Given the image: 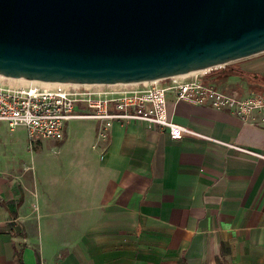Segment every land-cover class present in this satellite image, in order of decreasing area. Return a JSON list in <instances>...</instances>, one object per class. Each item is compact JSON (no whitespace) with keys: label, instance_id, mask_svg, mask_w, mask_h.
<instances>
[{"label":"crops","instance_id":"1","mask_svg":"<svg viewBox=\"0 0 264 264\" xmlns=\"http://www.w3.org/2000/svg\"><path fill=\"white\" fill-rule=\"evenodd\" d=\"M254 55L263 88L264 52ZM166 108L209 139L112 122L104 136L86 131L75 174L0 169V264H264V158L226 146L264 156V111L242 120L172 96ZM78 121L98 129L69 120L63 135ZM7 149L0 165L19 157Z\"/></svg>","mask_w":264,"mask_h":264},{"label":"water","instance_id":"2","mask_svg":"<svg viewBox=\"0 0 264 264\" xmlns=\"http://www.w3.org/2000/svg\"><path fill=\"white\" fill-rule=\"evenodd\" d=\"M264 52V0H0V76L128 84Z\"/></svg>","mask_w":264,"mask_h":264},{"label":"built area","instance_id":"3","mask_svg":"<svg viewBox=\"0 0 264 264\" xmlns=\"http://www.w3.org/2000/svg\"><path fill=\"white\" fill-rule=\"evenodd\" d=\"M217 67L220 66L128 83L119 85L118 89L63 82L50 85L0 82V122L9 130L23 127L30 145L42 139L61 140L64 123L69 120L95 121L101 136L112 122L139 121L147 127L164 130L171 139H179L183 134L209 139L171 119L166 108L168 96L192 105L223 109L242 120L249 118L253 111H264V90L235 95L209 81L208 75ZM226 146L264 158L247 149Z\"/></svg>","mask_w":264,"mask_h":264},{"label":"rangeland","instance_id":"4","mask_svg":"<svg viewBox=\"0 0 264 264\" xmlns=\"http://www.w3.org/2000/svg\"><path fill=\"white\" fill-rule=\"evenodd\" d=\"M257 57H259V55H253L223 65H232L233 67L240 69L242 71V75L226 76L219 79L216 77V74H213L211 80L215 82V86L220 90L236 95L239 94L233 93V91L237 92V89L239 91V85H241L243 89L240 90L243 94L245 92L248 93L259 89L264 90V86L263 88L254 86L255 83L263 84V80L258 77L256 82V79L253 78V74L256 72L250 70L251 67L248 68L251 66L250 64L257 59ZM216 69L220 68L217 67ZM21 80L22 79L0 76V82L5 84H26ZM250 85L253 88L249 89ZM231 87H234L233 91L229 90ZM97 89H118V86L101 85ZM88 129L91 133V135L88 134L89 137H97L98 131L96 126L89 122L78 121L68 123L65 134L61 140L53 141L49 139H42L41 141L30 145L27 141H25L24 132L21 128L9 131L0 123V147L5 149L7 146V152H12L14 155H18L21 158L20 159L18 157L15 159V163L10 159L12 163L7 166L0 165V169L7 171L9 173V177L15 175H29L32 179L33 174L30 170V165H32L35 168L36 174H39L40 180L48 179L51 181H55L57 177V179H60L62 177H66L67 175L75 174L76 168L78 167L77 165H79L80 161V153L83 151L85 145L88 144L87 140L89 137L86 134ZM63 140V147H61L59 144ZM29 152L34 156V158L29 155Z\"/></svg>","mask_w":264,"mask_h":264},{"label":"trees","instance_id":"5","mask_svg":"<svg viewBox=\"0 0 264 264\" xmlns=\"http://www.w3.org/2000/svg\"><path fill=\"white\" fill-rule=\"evenodd\" d=\"M220 69H216L214 72H212L210 75H208L207 79L209 81H211L214 85L215 82L212 79V75L216 74V77L220 78H224L226 76H234V75H242V71L238 68L233 67L232 65H226L223 67H219ZM216 80V79H214ZM261 90V89H259Z\"/></svg>","mask_w":264,"mask_h":264},{"label":"bare ground","instance_id":"6","mask_svg":"<svg viewBox=\"0 0 264 264\" xmlns=\"http://www.w3.org/2000/svg\"><path fill=\"white\" fill-rule=\"evenodd\" d=\"M2 77V76H1ZM10 78V77H9ZM17 79V78H15ZM21 81H24L26 84H29V83H37V84H41V85H50L52 84V82H39V81H34V80H25V79H22ZM12 85V84H10ZM20 85H24V84H20ZM119 85H124V84H117L116 86H119ZM101 85H90V84H86L85 87H94V88H98L100 87Z\"/></svg>","mask_w":264,"mask_h":264}]
</instances>
